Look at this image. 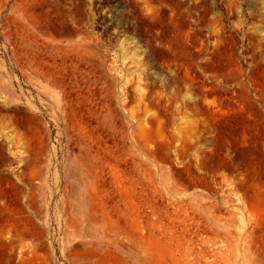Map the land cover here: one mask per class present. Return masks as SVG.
<instances>
[{
    "label": "rangeland",
    "instance_id": "obj_1",
    "mask_svg": "<svg viewBox=\"0 0 264 264\" xmlns=\"http://www.w3.org/2000/svg\"><path fill=\"white\" fill-rule=\"evenodd\" d=\"M0 264H264V0H0Z\"/></svg>",
    "mask_w": 264,
    "mask_h": 264
}]
</instances>
